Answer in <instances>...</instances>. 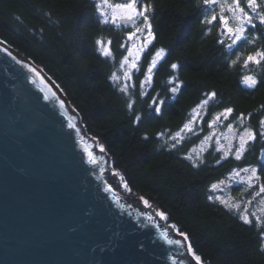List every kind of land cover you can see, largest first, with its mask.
Wrapping results in <instances>:
<instances>
[{
  "label": "trees",
  "instance_id": "1",
  "mask_svg": "<svg viewBox=\"0 0 264 264\" xmlns=\"http://www.w3.org/2000/svg\"><path fill=\"white\" fill-rule=\"evenodd\" d=\"M202 1L141 0L151 6L146 13L155 39L150 53L160 47L168 51L150 80L144 69L137 68L126 83L123 78L112 79L119 75L127 48L125 34L133 31L131 27L143 29L144 35L147 29L142 17L141 24L125 26L120 17L110 23V8L103 9L108 14L105 23L98 8L102 0H0V38L56 81L88 134L110 155L112 169L130 192L186 234L203 264H264V230L254 219L246 223L240 211L231 210L212 190L233 168L246 165H255L259 177L250 193L264 184V126L260 124L264 120V61L249 62L247 67L244 63L248 55L264 51V24L248 9L246 0H239L255 27L245 25L247 40L229 49L231 40L220 34V20L203 21L213 11H202ZM257 3V11L264 12V0ZM221 4L224 16L232 20L227 6L233 0H220ZM137 9L142 10V5ZM230 23L236 26L233 20ZM216 36L228 44L218 45ZM98 40L110 47V56L102 53ZM172 64L178 67L173 69ZM244 76H253L255 87L243 83ZM173 87L178 91L173 93ZM212 92L216 95L204 105V120L196 126L203 132L174 139ZM154 99L164 101L159 112ZM227 108L233 111L226 122L235 121L239 129L249 126L256 134L245 154L241 159L235 154L222 158L211 147L200 159L190 157L191 146L208 131V121ZM231 190L238 196L245 189L238 185Z\"/></svg>",
  "mask_w": 264,
  "mask_h": 264
},
{
  "label": "water",
  "instance_id": "2",
  "mask_svg": "<svg viewBox=\"0 0 264 264\" xmlns=\"http://www.w3.org/2000/svg\"><path fill=\"white\" fill-rule=\"evenodd\" d=\"M101 149L56 81L0 38V264H198L128 201Z\"/></svg>",
  "mask_w": 264,
  "mask_h": 264
},
{
  "label": "rangeland",
  "instance_id": "3",
  "mask_svg": "<svg viewBox=\"0 0 264 264\" xmlns=\"http://www.w3.org/2000/svg\"><path fill=\"white\" fill-rule=\"evenodd\" d=\"M108 10L109 9H107V11ZM109 15L110 23L114 24L119 20V15H117L115 22L112 21L113 9L110 10ZM230 21L232 22V20H229V25L231 26ZM131 28L133 31L128 30V32L125 34L126 37L124 43H126L125 46L127 48L125 50L124 56L122 57V60L119 63L120 72L117 76L118 78H123L125 83L127 80L132 78L133 69L136 70L137 68V70L140 71L144 69V71L148 73V68L152 64V61L147 59V48L144 45L143 41L144 34H142V32H137L135 30V27ZM133 32L136 33V36H134L130 40L129 34ZM129 52H131L132 54L129 55ZM125 57L128 58V62L126 64L123 63ZM133 63H135V67L132 66ZM155 66L152 67V71L150 74L151 77L153 75V70ZM126 74L130 78H125ZM203 108L204 106L200 108L197 107L195 109L196 111L192 113L191 119L187 123L189 124V128L191 130L183 129V131L179 132L180 136L176 137V139L181 140L185 135H195L197 133L200 134L203 132V129L200 128L196 130V126L204 120L202 113ZM230 115L231 113H225L224 110L223 112H220L215 115L210 121H208V131L200 139L197 140L196 144L194 143L191 146L189 150L190 157H192L193 159H200L201 157H203L205 152L208 151L211 147H214L216 151H219L221 153L222 158H227L232 154H235L236 156V153L240 148V137L245 133L246 130L251 129V127L245 125L243 129H239V126L235 121L226 122V119ZM213 121L215 122L213 123ZM241 125L242 122L240 123V126ZM252 141L253 140L247 141L245 145V150L243 151L239 159H241V157L245 154V151L248 149V146L251 144ZM252 168L256 169V177H258L257 167L255 165L236 167L233 168L227 174L225 179L215 182L213 185H217V187L215 189L212 187V190L214 191V197L221 200V202L226 201L228 205L227 207H229L231 210L237 212L240 211L241 216L247 214L251 220L254 219L253 221L256 222V216H261L262 219H264V212L261 211V209H264V193L256 195V193L259 192L261 185L260 183L259 186L255 188L251 193L249 191L250 189H253L256 186L258 179L256 177H253L251 179V182L249 183L248 178L252 175L251 171L245 172L244 169L250 170ZM238 185L244 186L245 190L238 193V196H233L231 189L232 187ZM233 204L238 205V207H231V205ZM258 226H260L264 230V224H260Z\"/></svg>",
  "mask_w": 264,
  "mask_h": 264
},
{
  "label": "snow or ice",
  "instance_id": "4",
  "mask_svg": "<svg viewBox=\"0 0 264 264\" xmlns=\"http://www.w3.org/2000/svg\"><path fill=\"white\" fill-rule=\"evenodd\" d=\"M216 2H217V0H204V3L206 5L207 4L216 3ZM246 2H247L248 9H250V11L252 13L256 14V19L261 24H264V12H258L257 11V9L260 7V5L257 3V0H246ZM136 4H137V0H130L129 3H126V4H115V5L109 4L108 0H102V4L98 5V8L101 9L100 15L104 17V22L105 23L108 22V14H107V12H105L103 10L104 8L113 9V15H112V21L113 22H115V20L117 18V15H119L121 20H123L125 22L131 21L133 23L135 22L134 18L142 17L143 21H144V28L148 30L147 31L146 43H150L151 40L154 37H153V34L151 32L152 25H151V23L149 21V16L146 13L149 12L151 6L148 5V4H142V10H138ZM219 6L221 8V14L219 16V20H220V24H221V33L220 34L222 36L228 37L231 40V43H229L227 45V47L229 49H231L234 45L237 44V42H239L241 40H245V41L247 40V37L245 36V31H246L245 25H248V26H251V27L254 28L255 24L253 23V17L251 15H249V13L246 12L244 8L240 7L239 0H233V4L227 6V10L232 13V20L234 22H236V26L235 27H232V26L229 25V18L225 17L224 14H223L225 5L221 4ZM216 20H217V16L213 15V16H211L210 19H206L205 22L208 23V24H212ZM142 31H143V29H137V32H142ZM209 31H210V29H209ZM134 36H136L135 32L130 33L129 34V39L131 40ZM218 42L221 43V44L224 43L223 40H220ZM107 43H108V45H110L111 41H108ZM97 44L100 45V50L102 51V53L105 56H110L111 55L110 47H106L103 40H98ZM5 51H6V49H5ZM131 54L132 53L129 52V55H131ZM164 54H165V50L163 48L159 49L155 53V58L152 60V64L148 68L149 76L146 77V80H150V78H151L150 74H151V71H152V67L155 66V64L157 63V60L162 58L164 56ZM261 61H264V51H257L253 55H248L244 63H245V67H247L249 62H253L255 64H260ZM127 62H128V58L125 57L123 63L126 64ZM233 63H235V61H233ZM132 66L135 67V63H133ZM171 67L173 69H176L178 67V65L177 64H172ZM32 71H35V69H32ZM125 78H130V77H128L127 74H126ZM112 79L113 80H117L118 77L113 75ZM243 83H245L248 87H255L257 81H256V79L253 76H244ZM122 90L126 91L127 90V85H125V87ZM171 91L173 93L177 92L178 91V87H173L171 89ZM215 95H216V93L212 92L211 94L208 95V99L203 100L201 102V104L198 105L197 107L198 108L203 107L204 105H206L209 102V99H211L212 97H215ZM152 103L158 105L155 108V111L159 112L160 111L159 105H163L164 101L160 100L159 102H157L154 99L152 101ZM129 107H131V105H129ZM262 107H264V106H262ZM193 111L195 112L196 110L194 109ZM232 111H233V109H231V108L225 109V113H231ZM251 115L252 114L250 113L249 116L251 117ZM241 118H243V116H241ZM139 119H140V117H137V121H139ZM214 122L215 121H213V123ZM260 124H261V126H264V120H261ZM184 129L191 130L189 128V124H185L184 125ZM181 131H183V129ZM262 135H264V133H262ZM179 136H180V133H177L176 137H179ZM176 137H173V138L175 139ZM255 138H256V134L251 129H248V130L245 131V133L240 137V148H239V150L236 153L237 159L240 158L241 154L245 150V145H246L247 141L248 140H255ZM101 150H103V149H101ZM90 155H91V153H90ZM94 159H95V157H93V160ZM244 171L245 172L251 171L252 175L249 176V178H248L249 183H250L251 179L253 177H256V169L255 168H252L250 170L249 169H244ZM256 178L259 179V177H256ZM212 187L215 189L217 187V185H213ZM261 193H264V184L260 185L259 192H257L256 195H260ZM222 202L225 203L226 206H228L226 201H222ZM144 203L147 205V201H144ZM149 207H150V205H149ZM231 207H238V205L233 204V205H231ZM261 211L264 212V209H261ZM159 215L162 216V217L164 216L163 213H160ZM241 218L246 223H252V220L249 218V216L247 214L243 215ZM255 219H256V222H257L258 225L264 224V219H262L261 216H256ZM173 227H175V226H173ZM181 235L185 236V239H187L186 234L181 233ZM168 243H170V244H172V243L179 244L180 241L168 240ZM187 247L191 251V244L190 243L188 244ZM193 256H194L195 260L199 264L201 258L199 256H196L195 253H193Z\"/></svg>",
  "mask_w": 264,
  "mask_h": 264
},
{
  "label": "flooded vegetation",
  "instance_id": "5",
  "mask_svg": "<svg viewBox=\"0 0 264 264\" xmlns=\"http://www.w3.org/2000/svg\"><path fill=\"white\" fill-rule=\"evenodd\" d=\"M219 3H220V0H217V2L216 3H212V4H205L204 3V0L201 2V6H200V8L202 9V11L204 10V8H211L212 9V11H213V15H215V16H217V20L219 19ZM142 5V2H141V0H137V4H136V6L138 7V6H141ZM202 19H203V17H202ZM206 20V19H205ZM205 20H203V21H205ZM217 20L214 22V23H217ZM134 23L132 22L131 24H141V22H142V19H141V17H136V18H134ZM151 23V22H150ZM124 25V24H123ZM151 25H152V23H151ZM126 26V25H125ZM137 29L138 28H136L135 27V30L137 31ZM214 28L212 27V30H213ZM217 30H218V32H219V28H218V26H217ZM148 31V30H147ZM151 32H152V34H153V37H154V33H153V25H152V27H151ZM143 41H144V45L146 46V48H147V53H148V55H149V60H153L154 58H155V53L159 50V49H161V47L160 48H155L153 51H151V53H150V49L152 50L153 48H154V43H155V39L153 38L152 40H151V42L150 43H146V40H147V34H145V35H143ZM216 39H217V44L219 45V38H217V36H216ZM164 49V48H163ZM165 50V54H164V56L162 57V58H160V59H158L157 60V63H156V66H155V68H154V70H153V75H152V77H154V74L156 73V70L157 69H159V65L162 63V61L166 58V56H167V54H168V51L166 50V49H164ZM171 69V68H170Z\"/></svg>",
  "mask_w": 264,
  "mask_h": 264
},
{
  "label": "bare ground",
  "instance_id": "6",
  "mask_svg": "<svg viewBox=\"0 0 264 264\" xmlns=\"http://www.w3.org/2000/svg\"><path fill=\"white\" fill-rule=\"evenodd\" d=\"M39 72L41 73V75L46 79V80H49L51 81V79L42 71V69H38ZM52 82V81H51ZM53 83V82H52ZM54 84V83H53ZM124 187H125V191H126V195H127V199L130 203H132L133 205L137 206L138 208H140L141 210L145 211V212H149L151 213L155 219H157L158 221H160L161 223H163L164 225H166L167 227H169L171 230H173L176 234H178L181 238H183L186 242L189 243L188 239H185V236L181 235L178 230L169 225V224H166V219H165V216H160L159 214L160 213H155L153 210H150L149 209V206L148 204L146 205L144 203V200L141 201L139 200L135 194L133 196V194L130 192V190L128 189L127 185L124 183ZM200 263L202 264V262L200 261Z\"/></svg>",
  "mask_w": 264,
  "mask_h": 264
}]
</instances>
